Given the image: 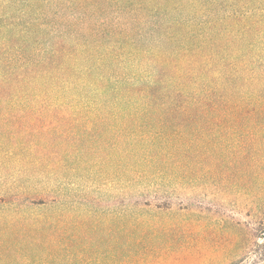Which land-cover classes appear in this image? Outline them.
Returning a JSON list of instances; mask_svg holds the SVG:
<instances>
[{
    "label": "trees",
    "instance_id": "16d2710c",
    "mask_svg": "<svg viewBox=\"0 0 264 264\" xmlns=\"http://www.w3.org/2000/svg\"><path fill=\"white\" fill-rule=\"evenodd\" d=\"M77 206L112 264H264V0H0V264H102Z\"/></svg>",
    "mask_w": 264,
    "mask_h": 264
},
{
    "label": "rangeland",
    "instance_id": "374dc122",
    "mask_svg": "<svg viewBox=\"0 0 264 264\" xmlns=\"http://www.w3.org/2000/svg\"><path fill=\"white\" fill-rule=\"evenodd\" d=\"M63 218L65 216H81L85 217L86 220H90L91 217H95L96 224L99 223V227L96 228L95 233L98 235L96 245H99L100 250L95 254L98 258H103L104 261L102 264H112V241H108L107 237H104L105 232L107 231L106 228L108 226L112 227V218H117V216H121L123 219H127L129 217L127 212L124 211H116L112 213V209L109 210H99V211H91L86 207L77 206L76 208H69L65 213L62 215ZM165 218H169L171 220H179L178 215L171 214V215H164ZM84 219V218H82ZM85 225V223H84ZM85 226H80L81 230L84 229ZM213 229L212 228H205V227H196L193 229H177L175 230L176 238H183L182 241L173 240L174 248L177 249L178 244L184 243L187 245L188 250L190 253L194 255H200L201 259L207 260L209 263L206 264H213L217 262L223 261L225 259V255L218 251L217 248L213 249V242L210 241L209 237L210 233ZM98 243V244H97ZM110 251V252H108ZM201 254H197V252ZM93 256V258H94ZM169 261H173L176 257V254H170ZM163 263V262H162ZM171 263V262H170ZM169 263V264H170Z\"/></svg>",
    "mask_w": 264,
    "mask_h": 264
}]
</instances>
